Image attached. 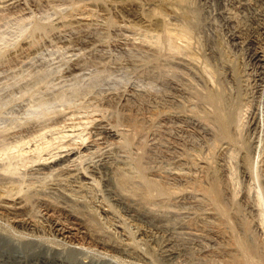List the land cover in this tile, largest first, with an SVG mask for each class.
Masks as SVG:
<instances>
[{
    "label": "rangeland",
    "instance_id": "rangeland-1",
    "mask_svg": "<svg viewBox=\"0 0 264 264\" xmlns=\"http://www.w3.org/2000/svg\"><path fill=\"white\" fill-rule=\"evenodd\" d=\"M2 1L0 183L19 184L16 188L22 192L20 197L27 193L52 195L51 191L59 194L75 182L63 180V176L61 179L59 169L52 174L36 171V160L50 158L61 142L78 146L82 143L84 148L78 150L81 156L73 168L84 172L85 168L105 165L111 170L120 165L130 167L135 178L142 176L141 181L137 178L139 185L148 181L150 191L157 194V198L153 196L152 202L157 203L153 210L166 213L163 217L153 214L157 220L167 219L168 224L162 221L167 228L185 222V229H178L179 233L156 236L157 244L170 236L180 247L179 257L166 264H242L237 258L242 256L233 246L238 240L248 246L259 264H264V164L259 161L264 75L252 58V48L231 37L219 15L218 3L190 0L198 19L193 31L198 56L193 59L188 51H169L138 29L122 28L112 19L114 23L98 20L71 24L69 17L79 12L85 0L81 4L80 0ZM215 89L222 91V109L229 110L238 101L236 109L232 106L235 119L227 131L215 124L212 109L204 99L207 91L213 93ZM253 114L259 123L255 129L250 127ZM112 121H116L115 127ZM108 122L123 133L104 143L93 142L96 128ZM124 128L128 131L124 132ZM65 134L71 136L61 139ZM46 142L51 148L48 145L44 152L37 151L36 147ZM205 173L208 179L201 177ZM96 180V185L81 193L88 202L94 200V205L108 200V188ZM201 190H211V196L202 195ZM210 199L217 200L216 206ZM117 214L122 218V212ZM110 219L109 226L122 220ZM5 223L0 222L1 231L11 228ZM187 223L199 229L198 234L187 232ZM128 224L122 225L129 231L125 234H131L136 242L139 232ZM116 235L108 233L105 238L113 241L123 237ZM230 239L234 240L232 244ZM138 240L137 247L147 249L143 239ZM157 260L162 259L157 256Z\"/></svg>",
    "mask_w": 264,
    "mask_h": 264
},
{
    "label": "bare ground",
    "instance_id": "bare-ground-1",
    "mask_svg": "<svg viewBox=\"0 0 264 264\" xmlns=\"http://www.w3.org/2000/svg\"><path fill=\"white\" fill-rule=\"evenodd\" d=\"M3 1L5 3V0ZM7 1L8 0H6V2ZM212 1L213 2L216 1L218 3L217 5H219V8L221 9V13H219V15L223 16L224 23L227 24L226 28H229L231 37L235 39L237 42L248 44V46L252 48V58L259 67L260 73L264 75V0H212ZM12 2L13 1H11V3ZM190 3H191L190 0H85L81 4V0H80L81 6L79 7H81V9L78 10L79 12H77L76 15H72L73 17L70 15H69L70 17L68 16L69 18H71V21L69 19L67 20H69L71 24L74 23V25L76 24L81 25L93 21L96 22L98 20L111 21L112 19L116 22V24L122 26V28L124 26L128 28L130 27V28L138 29L144 34V37L152 39V41L155 40L157 43H159V45L160 43L166 45L168 49H171L169 51H172V49H174L175 52L176 50L178 52L180 50L181 51L184 50L185 53L188 51V53L191 56H193L192 58L194 59L197 54H196V47H195L196 45H195L193 31L194 29L196 30V27L198 26L197 25L198 19L196 17L197 16L196 10H194L195 8L194 9L192 8V4L190 5ZM93 17L94 18L96 17L95 18L96 20ZM114 21L111 22L114 23ZM64 23L65 22H63V20L62 23L60 22L61 25H63ZM157 50L155 51V53L157 52ZM78 67H79L78 65H75L74 69H77ZM191 72L192 71H190V73ZM192 73L195 74V72ZM209 81L212 82L211 80ZM216 89L215 92L213 93L212 92L210 93V91H207L208 93L206 92L207 94L205 95L204 99L206 100L207 103L206 102L205 103L206 105H210L212 109V114L216 121L215 124L218 123L217 126L219 128H222L223 130L227 131L234 122L235 119L234 111L236 110L233 109L235 107L234 104L236 103L237 105L238 101L235 102L234 100L235 102V103L233 102L234 107H232L233 106L232 105L229 110L222 109L223 105L221 103L222 101L220 95L222 91L220 92V89L218 91ZM255 114L251 116V120H250V127L252 129H255L257 127V124H259L257 123V117ZM127 115L128 114H126V116ZM140 115H142V113ZM131 120L134 121L133 119ZM262 122H263V127L261 126L262 132L261 133L259 132V134H261V139L259 141L261 142V147H260L261 150H259L260 148L258 150L260 151V155H261L259 156L262 157V160L259 161H262V163L264 164V114H263ZM126 125L127 124H125V126ZM131 125H129V127ZM99 126L100 128H96L97 131L95 130L96 133L94 134V137H92L93 142L96 141L98 143L101 142L104 143V140L106 141L111 137H116L120 132L123 133V130L120 131L121 128L120 129L114 128L116 124L113 127L110 126L108 122L106 125H102V126L99 125ZM122 126H124V124ZM126 130L124 128V132H126ZM66 134L62 135L61 139L69 136ZM81 144L80 146H78L66 142H61V144L57 146L58 151L52 154V156H49L50 158H48L47 160L45 161L40 160L41 161L40 162L39 159L41 158L39 156H38L39 158L37 157L38 160H36L37 164L35 165L36 171H42V172L50 171L51 173V171L54 170L56 171L57 169H59L61 173L58 171L59 172V173L57 172L58 176L60 174V177L61 176L64 177L63 180L66 179V181L70 180V182L71 181L75 182V183L73 182L74 186L69 189L65 190L63 189L64 188L63 187L62 188L63 191H61L63 193L60 192L62 195L60 193L57 194L56 191L52 192L49 189L52 195L49 192L48 193L50 195L49 194L44 195L45 192H43V195L35 196L34 194L32 195L31 192H29L31 194H28L26 192L27 195L23 193L24 196L20 197L19 194L22 192H20V190L16 188V186H18L19 184L15 186L12 184L10 185L7 183L5 184L4 182L0 183V222L9 223V225H11L10 229H13L15 231L14 234H11L13 230L10 231V229L8 228L7 231L9 230L10 232L9 231L7 232L6 229H4V231L0 230V258H3L0 259V264H166V262H169L168 260H173L175 258L177 259V257H179L180 254L179 251L180 247L177 246L178 244L176 245L175 242H173L172 240L173 238H170V236L174 233H179L180 231H178V229L180 230L185 229L184 227L185 222L182 223L181 221L179 223H175L171 225L170 228H167L168 223L165 222V220L167 219L164 220L162 218V221L167 223L165 224L163 222L165 225L162 223L161 219L157 220L158 219L157 216L163 217L166 213L165 214L163 212L160 213V210L158 209L153 210V208L156 207L157 203L152 202L153 196L155 194L153 195L152 192L153 190L150 191L149 189V188L152 189L151 184H148L147 181V183L142 182V184L139 185L142 176L140 177L139 176L140 174L138 175L137 178L140 180L138 182V179L135 178L137 175L135 174L136 175L135 176L134 173L132 174V171H130L129 169L130 167H128L129 169L128 170L126 167L125 169L120 165V167L118 166L117 168L116 167L113 168L114 170H111L109 169L110 168L109 166L108 168L105 167L106 166L105 165L103 167L98 166V168L97 167L85 168L86 170L84 172L79 169L73 168L74 167L73 164H75V162L79 160V159L77 160V158L81 156L79 155L80 151L78 150L80 148H84L81 147ZM48 145L50 147L49 142H46L42 145L40 144V146H37L36 149L37 151L42 152L43 150L48 148ZM244 158L246 159L247 157ZM244 162L246 163V161ZM137 170L138 173L140 172L142 175V172L139 171V169ZM243 170H244V174L247 173L245 167ZM113 173H115V176L113 175ZM201 177L208 179L207 174L206 176L201 175ZM96 179L102 181L104 186L106 185V187L108 188L107 189L108 200L105 199H102L101 201L99 200L100 202L94 205L92 203L94 202V200L93 201L91 200L92 202H88V200L84 198V194L81 195V193L82 190L84 191L86 188L87 189L90 188L88 186H91L92 184L96 185L95 184L97 181ZM177 179L179 181H186L185 179H183V177H177ZM71 185L72 184H70V186ZM213 186L215 187L214 183ZM25 188L27 189V187ZM42 190L44 191V189ZM47 190L45 191L47 192ZM57 191L60 190L58 189ZM198 193H200V191ZM211 193H212L211 190L209 191L201 190V194L207 197L211 196ZM156 196L157 194L154 197ZM211 201H213L215 205L216 204L215 202L217 200L215 201V199H213ZM90 203H92V205ZM153 204L155 205L154 207ZM117 211L119 213L122 212V218L118 216ZM214 213L217 215L216 212ZM153 214H156L157 216ZM117 217H119L118 219H122V220L117 221L118 220L116 219ZM110 218L113 219V222L114 220H116L117 223L115 224L112 223L113 226H109ZM111 222L112 221H110V223ZM126 223H129L135 226V228H137L136 233L139 232V234L137 233L139 240L140 238L143 239L144 241L143 244L147 246V249H140L138 248L139 246L137 247L136 244H139L140 241L136 238V242L137 240L139 241V243H136L133 241L134 237L131 236V234L128 235L129 231L127 230V228L122 226L125 225ZM6 227L7 225L5 226V228ZM110 227L112 228V230H114V232H111ZM124 228L128 232L127 231L124 232L125 231ZM186 229L187 232L189 233L190 232L196 233L197 231H199V229L197 228L195 229L194 226H191L188 223ZM176 230L178 232H176ZM224 232L225 231L221 233ZM16 233H19V235ZM105 233L106 234L114 233V235L120 234V237L123 236L124 238L121 237L122 239L119 238L120 239L119 240L118 239L119 236H118L115 237L116 239L114 238L115 240L111 241L105 238L106 237ZM165 233H168V235H170L169 238H166V240L163 243L157 244L156 236L163 235ZM234 238H233L234 240L237 239L236 237ZM233 239H230V241ZM143 241L141 240V242ZM239 241L241 240H238L235 243L233 242V246H235V248L238 250V253H240V255L243 257V260L240 259L242 257H237V255L234 257H237L240 262H243L242 264L261 263L258 259H254L255 256L253 252L248 248V246L246 245L245 247V244L243 246V243ZM230 243L232 244V241ZM231 247L229 246V248ZM157 256H159L160 259H162L163 261L157 260ZM239 261L237 263H240Z\"/></svg>",
    "mask_w": 264,
    "mask_h": 264
}]
</instances>
